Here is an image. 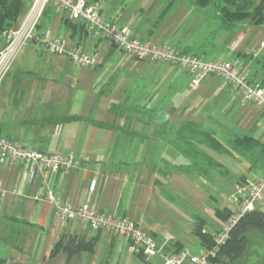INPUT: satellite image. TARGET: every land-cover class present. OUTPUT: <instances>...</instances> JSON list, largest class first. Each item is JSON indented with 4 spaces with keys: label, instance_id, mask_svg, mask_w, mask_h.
<instances>
[{
    "label": "crops",
    "instance_id": "obj_1",
    "mask_svg": "<svg viewBox=\"0 0 264 264\" xmlns=\"http://www.w3.org/2000/svg\"><path fill=\"white\" fill-rule=\"evenodd\" d=\"M88 1L135 36L206 59L230 60L250 81L264 85V23L244 19L224 27L221 0L206 6L198 0ZM31 6L32 0L22 2L11 28L23 22ZM38 29L97 53L103 62L79 67L68 55L29 41L1 83L0 135L76 160L68 170L32 176L21 161H0L5 264H66L65 252H53L65 231L93 242L70 264H154L117 235L62 219L43 198L47 190L74 206L88 201L97 211L135 220L159 240L170 237L184 247L198 243L197 218L207 232L222 229L225 221L215 210L234 212L237 184L264 175L263 109L215 75L195 84L188 69L121 52L52 5ZM202 133L225 149H214ZM238 137L257 143L239 146Z\"/></svg>",
    "mask_w": 264,
    "mask_h": 264
},
{
    "label": "built area",
    "instance_id": "obj_2",
    "mask_svg": "<svg viewBox=\"0 0 264 264\" xmlns=\"http://www.w3.org/2000/svg\"><path fill=\"white\" fill-rule=\"evenodd\" d=\"M50 5L65 13L68 19L82 23L89 34L103 37L121 52L134 55L142 61L168 63L188 69L195 74V84H198L205 75H215L230 83L246 101L257 104L264 111V85L250 81L247 74L232 61L206 59L195 53L159 45L152 39H142L135 36L130 28L106 20L98 5L88 0H32L31 9L23 22L17 28L3 31L1 35L0 86L29 41L44 46L51 53L68 55L79 67L97 66L103 62L97 53L77 45L69 46L65 39L58 37L51 30L39 31V21ZM0 161L3 163L21 161L31 176L36 171L68 170L76 164L72 155L46 153L28 148L3 135H0ZM96 184V180H92L91 192L95 190ZM43 198L54 203L62 219L79 220L90 229L121 237L129 243L131 252L140 254L147 262L158 260L162 264H211L239 218L247 211L255 209L257 203L264 199V175L259 179L246 178L237 184L233 194L237 209L224 223L222 229L216 232L213 246L199 247L197 251L190 247L176 250L171 244L170 237L159 240L139 222L97 211L88 201L74 206L63 202L51 190H47Z\"/></svg>",
    "mask_w": 264,
    "mask_h": 264
},
{
    "label": "trees",
    "instance_id": "obj_3",
    "mask_svg": "<svg viewBox=\"0 0 264 264\" xmlns=\"http://www.w3.org/2000/svg\"><path fill=\"white\" fill-rule=\"evenodd\" d=\"M24 0H0V40L3 31L11 28L19 17L22 2ZM212 0H198L201 6L208 5ZM222 4L218 6L221 14L222 25L231 28L235 22L244 19H250L254 24L264 23V0H221ZM84 29L83 27L81 28ZM194 130L195 126L189 124ZM209 144L216 150L225 149V146L209 133H202ZM235 143L239 146L249 147L257 143L253 138L238 137ZM232 210L228 208L216 209L215 216L223 221H227ZM204 221L197 218L194 233L197 236L198 244L201 248H211L214 244L215 233L205 230ZM250 229L264 230V209H253L242 215L237 223L232 227L226 242L220 247L217 255L212 259L211 264H232L242 255L247 247L246 233ZM176 250L184 246L172 242ZM93 242L87 243L84 236L63 232L55 246L53 252L62 251L67 254L66 264H70L74 254L91 250ZM0 264H5V260L0 258Z\"/></svg>",
    "mask_w": 264,
    "mask_h": 264
},
{
    "label": "rangeland",
    "instance_id": "obj_4",
    "mask_svg": "<svg viewBox=\"0 0 264 264\" xmlns=\"http://www.w3.org/2000/svg\"><path fill=\"white\" fill-rule=\"evenodd\" d=\"M260 202L261 203L258 202V207L260 209H264V199ZM246 235L248 238L247 248L245 249L244 253L232 264H264V230L250 229ZM187 245L193 251H197V249L200 247L198 243H187ZM134 264L146 263L142 260H137ZM154 264L162 263L158 260H154Z\"/></svg>",
    "mask_w": 264,
    "mask_h": 264
}]
</instances>
